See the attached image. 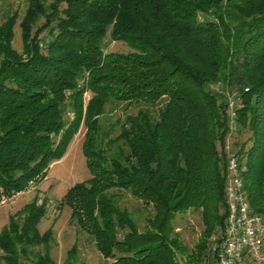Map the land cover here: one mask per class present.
<instances>
[{
  "label": "trees",
  "instance_id": "trees-1",
  "mask_svg": "<svg viewBox=\"0 0 264 264\" xmlns=\"http://www.w3.org/2000/svg\"><path fill=\"white\" fill-rule=\"evenodd\" d=\"M19 15L0 25V202L45 179L83 124L91 177L59 208L112 264L212 255L230 137L248 202L264 214V0H28L21 52ZM108 36L131 51H107ZM189 210L205 226L194 251L174 227ZM46 211L36 196L11 217L0 233L5 264H57L53 227L38 229Z\"/></svg>",
  "mask_w": 264,
  "mask_h": 264
},
{
  "label": "rangeland",
  "instance_id": "rangeland-1",
  "mask_svg": "<svg viewBox=\"0 0 264 264\" xmlns=\"http://www.w3.org/2000/svg\"><path fill=\"white\" fill-rule=\"evenodd\" d=\"M28 0H0V25L6 17L19 11V20L15 28L14 47L22 51L21 29L19 23L24 16ZM65 5L63 4L62 7ZM43 20L39 23L41 25ZM107 51L130 52L131 49L123 42L113 41L108 36L106 38ZM90 96L88 93L86 99ZM119 111L117 114H120ZM86 128L81 125L77 133L68 144L64 155L54 161L46 172L43 180L31 183L26 191L19 193L11 198H3L0 202V233L8 225L11 217L21 211L26 204L33 201L36 196L46 202V215L38 224V229L44 233L53 227L55 233V245L52 251L53 258L57 264H63L67 258L68 250L78 243V260L74 264H112V259H105L97 250L93 240L87 233L78 231L77 227L71 225V209L68 206L59 208V204L68 190L76 184L82 183L91 177V172L87 164L84 153L83 143ZM248 135L245 136L247 138ZM125 200V199H124ZM130 200V199H128ZM145 217H143L144 220ZM174 227L179 232L181 241L190 250L194 251L198 241L202 239L205 229L201 211L189 210L176 216ZM222 231L218 229L210 238V244L206 250L207 254H213L221 240ZM0 264H5L1 259ZM180 257V256H178Z\"/></svg>",
  "mask_w": 264,
  "mask_h": 264
},
{
  "label": "built area",
  "instance_id": "built-area-1",
  "mask_svg": "<svg viewBox=\"0 0 264 264\" xmlns=\"http://www.w3.org/2000/svg\"><path fill=\"white\" fill-rule=\"evenodd\" d=\"M237 101L232 100L230 103L233 133L236 131L233 119ZM231 139L224 146L227 202L225 227L213 254L201 264H264V214L255 212L248 202L240 157L232 147Z\"/></svg>",
  "mask_w": 264,
  "mask_h": 264
}]
</instances>
